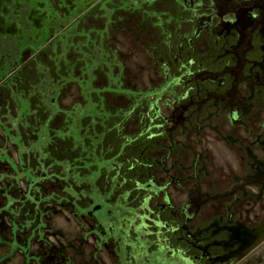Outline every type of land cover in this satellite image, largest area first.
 <instances>
[{"label":"rangeland","instance_id":"rangeland-1","mask_svg":"<svg viewBox=\"0 0 264 264\" xmlns=\"http://www.w3.org/2000/svg\"><path fill=\"white\" fill-rule=\"evenodd\" d=\"M130 2L0 0V264H182L172 228L192 181L221 192L243 174L211 108L180 125L213 85L181 61L219 68L211 42L188 47L176 7Z\"/></svg>","mask_w":264,"mask_h":264},{"label":"flooded vegetation","instance_id":"flooded-vegetation-1","mask_svg":"<svg viewBox=\"0 0 264 264\" xmlns=\"http://www.w3.org/2000/svg\"><path fill=\"white\" fill-rule=\"evenodd\" d=\"M130 3L153 7L152 13L144 11L147 17H160V8L165 4L176 7L181 21L186 22L183 18L188 16L190 29L196 30L180 33L188 47L194 46L196 40L207 45L211 42L219 68L217 64L207 69L202 64L194 66V60L184 64L181 61L180 66L194 74L196 81L204 84L210 80L213 85L207 93L197 91L195 96H204L201 101L195 103L196 98H191L182 106L180 125H186L187 107L196 106L200 112L205 107L211 108L210 115L215 118L209 123L216 133H210L237 147L238 152L231 150L229 157L232 169L237 171L236 160L237 164H244L239 165L242 176L233 172L230 185L221 192L206 189L212 186L206 178L192 181L189 201L177 209L180 224L172 228L180 235L177 251L185 255L182 264H264V0H131ZM169 18L175 19L171 15ZM220 115L226 116L224 128L217 122ZM169 120L175 123L171 117ZM200 129L196 138L197 146L202 147ZM206 169L204 166L202 172ZM224 201L228 202L225 214L217 212V217L209 221L201 217L198 228L188 229V219H195L199 210L208 206L217 210ZM243 201L248 205L238 211L237 204ZM193 207L198 209L196 213H192Z\"/></svg>","mask_w":264,"mask_h":264}]
</instances>
